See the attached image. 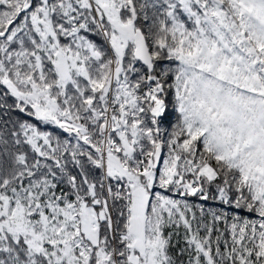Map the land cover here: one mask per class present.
Instances as JSON below:
<instances>
[{"label": "snow or ice", "instance_id": "1", "mask_svg": "<svg viewBox=\"0 0 264 264\" xmlns=\"http://www.w3.org/2000/svg\"><path fill=\"white\" fill-rule=\"evenodd\" d=\"M0 264H264V0H0Z\"/></svg>", "mask_w": 264, "mask_h": 264}]
</instances>
